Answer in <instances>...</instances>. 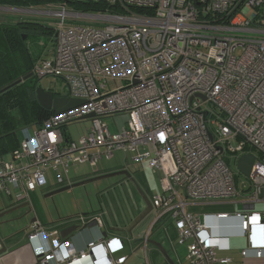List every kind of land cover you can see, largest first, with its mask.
<instances>
[{"label":"built area","instance_id":"1","mask_svg":"<svg viewBox=\"0 0 264 264\" xmlns=\"http://www.w3.org/2000/svg\"><path fill=\"white\" fill-rule=\"evenodd\" d=\"M68 1L49 9L0 7L4 15L53 18L50 57L38 60L31 74L62 80L63 97L84 102L20 129L17 148L0 160V194L26 199L47 185V172L60 184L74 166L96 168L121 152L159 175V192L150 200L153 225L171 220L188 264H231L217 257L209 216L236 220L246 240L240 256L261 258L264 212L253 207L264 188V0H82L102 2L106 11L97 12L75 11ZM120 114L127 121L113 133L103 120ZM84 120L89 128L71 140L65 128ZM243 154L254 162L240 189L230 162ZM202 203H229L235 211L187 212ZM92 222L102 228L100 218ZM55 236L32 229L30 241L52 238L35 253V264L126 260L113 257L123 250L119 238L99 236L77 252Z\"/></svg>","mask_w":264,"mask_h":264},{"label":"rangeland","instance_id":"2","mask_svg":"<svg viewBox=\"0 0 264 264\" xmlns=\"http://www.w3.org/2000/svg\"><path fill=\"white\" fill-rule=\"evenodd\" d=\"M51 2L52 3L40 5L38 8L49 9L48 7H57L59 5L58 3L61 4V2H57L56 0ZM0 15L4 22L13 21L15 18L12 17L13 15H4L2 13ZM23 18L33 19L38 22L35 23V26L31 27V36L27 40L30 54H32L34 58L39 57L40 59H48L53 47V35H50V33H53V31L56 30V22L51 17L23 16ZM38 84L44 90H51L59 96H66L67 94V88L64 82L58 78L45 76L38 79ZM126 121V114L116 115L113 118H105L103 120L113 133L121 131L124 128ZM89 126V121H79L67 126L65 132L71 140L75 141L83 134V132H85L86 128H89ZM97 167L98 170L101 171L100 173H108L122 167L126 169L128 168L129 171L136 168V166L130 162L129 156L124 155L121 152L115 153L114 158L109 161H100ZM230 169L237 177V183L241 189V185H246L248 179L237 171L234 161L230 162ZM140 172L143 174L142 171ZM88 173H92V171L87 165H77L70 170L69 179L71 178L73 181L80 178L83 179L85 178L84 176H89L86 175ZM145 173L150 185L151 193H157L159 191L157 181L159 175L152 176L149 171H145ZM46 179L47 185L43 189L38 188L35 192L30 193L26 199L19 200V202H21L20 204H26L25 206H22L23 204L20 205L18 202L15 203V201H12L13 204L7 200V197L0 194V214H3L0 216L1 240H3V238H16L23 236L24 226L31 223L33 219H38L40 223L48 228L57 225L59 220L76 222L80 218L88 220L92 219L94 216L101 214V209L104 210V205L106 203L105 200L107 199L106 195H103L104 189L115 183L119 177L89 183L81 187H75L51 197H45V193L43 192L53 185L52 177L49 172H47ZM150 195L151 194H149V196ZM226 207L230 212L235 211V207L233 208V206L231 207L230 205H226L222 208ZM209 209L210 207L202 204L200 206L188 207L187 212L202 216L204 213H209L211 211ZM82 215L84 216L82 217ZM102 215H104V211L102 212ZM156 217V212L152 210L132 231L133 236L134 234H137V232H143V235H145L151 231L149 233V240L159 244L162 243L166 250H170L171 246L169 241H171L172 251L175 253V259L180 262L179 264H186L185 248L177 245L174 239L173 227H171V220L169 218L164 219L161 223H158L153 230H151ZM125 235L128 238L132 236L128 233ZM151 250L152 259L149 257L148 260L145 261L144 258L140 257V260L137 263H135L136 259H134L133 264H167L163 255L157 248L151 246Z\"/></svg>","mask_w":264,"mask_h":264},{"label":"trees","instance_id":"3","mask_svg":"<svg viewBox=\"0 0 264 264\" xmlns=\"http://www.w3.org/2000/svg\"><path fill=\"white\" fill-rule=\"evenodd\" d=\"M51 1L53 0H0V7L37 9L40 5L52 3ZM68 4L71 9L80 12L106 11L102 2L69 0ZM12 17L16 19L4 22L0 15V160L8 159L10 152L17 148L21 138V128L40 126L43 120L53 114L42 108L36 100L35 88L39 78L32 75L31 78L16 83L30 74L32 66L40 60L39 57L34 58L30 54L27 45V40L31 36V27L38 22L19 16ZM50 35L54 36V32ZM55 96L59 95L55 94ZM133 178L142 190L148 192V189L143 187V178L141 179L140 176ZM246 185H241V188ZM104 194L107 197L105 202L114 215L116 226L126 228L139 214L141 208V205H137L138 195L132 184L120 177L104 189ZM157 224L155 223L151 230Z\"/></svg>","mask_w":264,"mask_h":264},{"label":"crops","instance_id":"4","mask_svg":"<svg viewBox=\"0 0 264 264\" xmlns=\"http://www.w3.org/2000/svg\"><path fill=\"white\" fill-rule=\"evenodd\" d=\"M61 97H63V96H61ZM8 159H4V160H8ZM87 166L91 169L92 173L86 174L89 176H84L85 178H83V179L80 178V179H76L75 181H73L71 178L69 179V176H70V171H69L67 176L63 178V182L59 184L51 176L53 185H51L49 187V189H46L43 191L45 193V196L63 188V187L70 186L72 184H77L79 182H83V181L88 180V179L96 178L99 176H104L105 174H109V173H113V172H117V171H121V170L129 171L128 168L126 169V168L122 167L120 169H116V170H113V171L108 172V173H100L101 171L98 170V167L91 168L89 165H87ZM140 171H142V170L140 168L136 167L135 169H132L129 172L133 177L134 176H140L141 179L142 178L144 179V186L143 187L145 189H148V192H146L144 190H143V192L145 193V195L148 197V199L150 201V198H152L154 195H156L159 191L157 193H151L150 185H149L146 173H145V171H148V170H146V169L143 170L142 171L143 174H141ZM95 182H97V181H95ZM79 187H81V186H79ZM40 189H43V188H40ZM33 192H35V191H33ZM33 192H31V193H33ZM60 193H62V192H60ZM56 194H58V193H56ZM56 194H54V195H56ZM149 194H151V195L149 196ZM103 195H104V193H103ZM137 195H138V193H137ZM136 198H137L136 199L137 205L140 206L141 198L139 195ZM7 200H9L11 203H13L12 201H15V203L18 202L19 204L21 203L16 198L7 197ZM22 204H20V205H22ZM202 204L204 206L210 207L209 210H211V211L209 213H204L206 215H215L217 213H230V214L233 213V212L228 211L227 207L222 208V207H225L226 205H230L232 207L233 205L229 204V203H202ZM202 204H197V205L200 206ZM25 205L26 204H23L22 206H25ZM197 205H194V206H197ZM135 207L136 206H134V208ZM233 208H234V206H233ZM103 211H104V215H102ZM253 211L259 212V213L264 212V188L262 189V192H261V201L255 204ZM2 215L3 214H0V216H2ZM83 216L84 215H82V217ZM96 217L101 219L102 228L100 230H97L96 228H90V229L86 228V229L82 230L81 232L75 234L69 240L71 243V249L79 252L80 250H83L86 247L87 243L98 239L99 236H102V234L105 232L107 234V237L113 236V237L119 238L123 243V250L120 253L113 256L115 259H117L119 257H126L124 264H133L134 259H136L135 263H137L140 260V257L144 258L143 238L146 234L143 235V232H137V234H134V236H133L132 231L138 226L137 225L131 231V234H129L130 236L131 235L132 236L130 238H128L125 235L126 232L121 231V229H123V228L120 226L119 227L116 226L114 215H112L110 209L108 208L107 203H105L104 210L101 209V214L94 216L90 220L82 219V218H80L76 222L59 220L58 221L59 223L57 225H55L54 227L48 228V227L44 226L42 223H40V221L38 219L37 220L33 219V221L31 223L26 224L24 226L23 236L16 237V238H3V240H1V238H0V242H1L0 251L3 250V252L0 253V264H35V262L37 260L35 257V253H38V252L44 250L43 248H45L46 242L50 243L52 238L48 237L47 240H45L44 238H42V239L37 238L33 241H30L28 239V235L31 233L32 229H38V230L44 231L47 234L55 233L56 236L53 238L61 239L59 233L63 229H65L69 226H73V225H77L81 229L83 226L91 223L92 220ZM206 224L209 227V233L215 239L216 244L220 247L219 251H217V257H228L231 259V264H264V252H263L262 257L259 259L256 258L252 253H249L245 258L240 256V252L246 248V240H245V238H243L240 235L239 223L236 220H234V219L221 220V219H217L213 216H209L206 219ZM171 227H173L172 224H171ZM172 229L174 232V228H172ZM174 239H175V232H174ZM61 240H63V239H61ZM148 240H149V238H148ZM160 244L163 246L162 243H160ZM169 244H170L171 248H170V250H167V252L169 253L172 260L176 264H179L180 262H178L175 259V255H174L175 253H173L174 251H172L173 249H172L171 241H169ZM151 246L152 245L149 244V242H147V247H148L147 258L150 257V259H152ZM185 256H186V250H185ZM185 260H186V258H185ZM79 264H91V263L88 260H84L83 262H81ZM186 264H188V263L186 262Z\"/></svg>","mask_w":264,"mask_h":264},{"label":"water","instance_id":"5","mask_svg":"<svg viewBox=\"0 0 264 264\" xmlns=\"http://www.w3.org/2000/svg\"><path fill=\"white\" fill-rule=\"evenodd\" d=\"M31 77H32V74L30 73L27 76L23 77L22 79L18 80L16 83L19 84L22 81H25ZM35 97H36L38 104L42 108H44L45 110L51 111L56 115L63 113V112L70 111L84 103L83 101L71 99L69 97H57L55 96L54 92H52L51 90H44L39 84H37L35 88ZM91 117H93V115L85 116L80 120L88 119ZM253 162H254V157L251 154H243L237 159L235 166H236L237 171L240 174H242L246 179H248ZM115 177L125 178L129 183L132 184V186L134 187V189L136 190V192L141 198V201H140L141 208H140L139 214L130 222L128 226H126V228L121 229V231L131 234V231L139 223H141L146 218V216L152 211V206H151V203L148 197L145 195V193L140 188L138 183L134 180L133 176L127 170H121V171L105 174L104 176H99L96 178L85 180L83 182H79L77 184H72L70 186L63 187L55 192H52L46 195L45 197H51L52 195L56 193L67 191L75 187L85 186L86 184L93 183L95 181H100V180H105V179H110V178H115ZM237 209H241V207H238ZM93 226H94L93 222L89 223L88 225L83 226L81 229L77 225L69 226L63 229L59 233L60 238L63 240H70L75 234L81 232L82 230L86 228L88 229L93 228ZM106 237H107V234L104 232L102 234V238H106ZM148 242L149 244H151L152 246H154L155 248L159 250V252L163 255L167 264H176L170 257L167 250L161 244L154 242V241H150V240H148ZM1 252H3V250L0 251V253Z\"/></svg>","mask_w":264,"mask_h":264},{"label":"clouds","instance_id":"6","mask_svg":"<svg viewBox=\"0 0 264 264\" xmlns=\"http://www.w3.org/2000/svg\"><path fill=\"white\" fill-rule=\"evenodd\" d=\"M102 237V236H101Z\"/></svg>","mask_w":264,"mask_h":264}]
</instances>
